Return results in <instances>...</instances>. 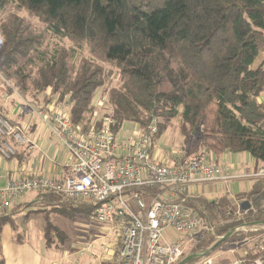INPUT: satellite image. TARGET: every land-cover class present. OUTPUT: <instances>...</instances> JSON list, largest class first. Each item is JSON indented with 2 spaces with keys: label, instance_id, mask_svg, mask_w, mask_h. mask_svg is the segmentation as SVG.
I'll list each match as a JSON object with an SVG mask.
<instances>
[{
  "label": "trees",
  "instance_id": "obj_1",
  "mask_svg": "<svg viewBox=\"0 0 264 264\" xmlns=\"http://www.w3.org/2000/svg\"><path fill=\"white\" fill-rule=\"evenodd\" d=\"M5 13L10 15L0 25L4 81L14 82L11 86L32 102L47 89L48 99L61 102L67 96L65 112L82 132L108 117L114 132L126 121L145 128L155 118L153 151L177 118L184 142L193 136L199 150L188 159L208 163L210 155L245 152L264 164V102L259 100L264 92V0H0V16ZM29 17L35 23H25ZM46 35L53 40L44 42ZM98 108L106 111L99 118ZM38 193V206L52 205L41 209L46 247L62 238L48 212L92 216V206L81 200ZM233 197L250 206L240 209L242 218L225 222L219 210L234 207L226 197L196 198L193 205L187 201L209 214V220L203 217L207 229L187 255L205 252L228 232L220 244L251 238L235 256L242 248L248 257L264 255L263 228L246 234L233 230L264 221V177ZM5 224L17 229L11 213L0 214V264H5Z\"/></svg>",
  "mask_w": 264,
  "mask_h": 264
},
{
  "label": "built area",
  "instance_id": "obj_2",
  "mask_svg": "<svg viewBox=\"0 0 264 264\" xmlns=\"http://www.w3.org/2000/svg\"><path fill=\"white\" fill-rule=\"evenodd\" d=\"M39 113L43 119L48 118L46 112ZM51 119L50 130L66 149L63 174L9 177L0 186V214L25 192H54L91 205L93 218L116 232L118 264H178L186 256L187 247L207 229L203 213L186 204L191 202L187 187L228 181L233 178L228 167L195 159L174 164L157 162L152 151L158 132L155 118L145 128L137 125L134 134L123 137L118 136L120 130L114 132L110 117L84 132L74 127L59 108L54 109ZM20 147L28 152L35 145L18 124L0 116V153L9 158ZM240 177L263 178L264 166L236 178ZM234 203L224 213L241 217L240 204ZM260 228L264 229V224L247 223L233 230L253 232ZM241 241L247 244L251 238ZM242 249L239 256L224 264H264V255L248 257V251ZM194 264L216 262L208 253Z\"/></svg>",
  "mask_w": 264,
  "mask_h": 264
},
{
  "label": "crops",
  "instance_id": "obj_3",
  "mask_svg": "<svg viewBox=\"0 0 264 264\" xmlns=\"http://www.w3.org/2000/svg\"><path fill=\"white\" fill-rule=\"evenodd\" d=\"M2 88L3 90H0V113L5 115L11 123L18 124L23 134L33 141L35 147L28 152L20 147L15 155L9 158L0 153V186L9 177L61 176L66 161V149L50 130L52 111L60 105L55 106L52 99L44 96L45 93L38 95V100L32 102L15 90H4L5 86ZM23 104L28 107L24 108ZM39 111L46 112L48 118L43 119ZM155 157L162 161L168 160L170 164L182 161L173 156L163 157L161 153L155 154ZM209 159V162L228 167V172L233 178L228 181L189 185L186 196L191 201L196 198L214 200L223 197L234 200V195L248 192L257 179L256 177H236L243 173H254L264 166L262 162L245 152H226L218 158L210 155ZM38 194L36 192V195L30 197L29 201L22 199V201L15 202L7 213L12 215L23 210L27 205H38L36 203ZM16 226L17 229H13L12 224H5L2 227L1 241L5 264H39L37 253L28 247L25 231L19 225Z\"/></svg>",
  "mask_w": 264,
  "mask_h": 264
},
{
  "label": "rangeland",
  "instance_id": "obj_4",
  "mask_svg": "<svg viewBox=\"0 0 264 264\" xmlns=\"http://www.w3.org/2000/svg\"><path fill=\"white\" fill-rule=\"evenodd\" d=\"M9 15V13H5L4 15L0 16V25L1 23L9 21ZM30 19L31 20L24 19V22L35 23V18ZM51 40H53V38H49L47 35L44 36V42H49ZM67 43L68 42H65V44ZM1 44L2 37L0 35V52ZM257 60L256 63L260 62L261 57ZM11 85H14V82H5L0 72V90H3L2 87L5 86L4 90H15L20 95L24 96L16 87H12ZM44 93L45 97L50 96L49 89H47ZM259 98L260 100L264 101V92L260 95ZM66 99L67 96H65L61 102L56 101V99H52V101L55 106L59 104V109L65 112ZM23 106L24 108L28 107L25 104H23ZM97 107H99V104ZM106 107L107 106H104V108ZM104 112H106L105 109L98 108L97 118L103 115ZM0 116L10 122V120H8L5 115L0 113ZM137 128L138 127L135 123L126 121L123 123L120 131L118 132V136L123 137L132 135ZM184 141L185 140L179 130V121L177 118H174L173 120H171V123L167 126L161 136L157 139V142L153 149V154L161 153L163 157L168 158L170 156H173L181 160L188 159L191 156H196L194 152H197L199 150L197 146L194 147V137H190L188 142ZM186 148L189 149V155L184 154L186 152ZM156 160L157 162L170 164L168 160L163 159L164 161H162L157 157ZM35 195L36 191L25 192L19 197L16 202L22 201V199L29 201L30 197H33ZM233 201L235 200H231L232 204ZM235 202L236 203H234V205H237L242 201L239 203L238 200H236ZM51 206L52 205H27L23 210L15 212L11 215L13 222L16 225H19L25 231L28 247L31 248L32 251H35L37 253L39 264H102L103 261L105 262L117 260L115 253L119 238L117 237L116 232L110 230L109 227L104 224H99L91 215L87 217L85 214H77L73 217H67L53 211L48 212L51 221L62 230V238H59V241L57 242L58 244H56L57 246L55 247L50 248L44 246V210L50 209ZM41 209L44 210L41 211ZM203 211V216H206V219L209 220V214L205 210ZM238 218L240 219L242 217H229L223 212V210H219V219H221L220 221L225 222L230 221L231 219L238 220ZM238 232L245 234L248 233L245 230H240ZM241 240L242 239L227 240L224 243L220 244L213 251H210L209 255L215 258L216 264H224L230 262L236 255L237 247L244 243ZM190 249L191 248L189 245L185 250V253H188ZM198 259L193 261L191 264H194Z\"/></svg>",
  "mask_w": 264,
  "mask_h": 264
},
{
  "label": "water",
  "instance_id": "obj_5",
  "mask_svg": "<svg viewBox=\"0 0 264 264\" xmlns=\"http://www.w3.org/2000/svg\"><path fill=\"white\" fill-rule=\"evenodd\" d=\"M249 206H250V203L247 200L242 201L240 203V207L243 210L248 209ZM253 224H264V221L253 223ZM229 235H230V232H228L225 235L221 236L211 248L207 249L203 253H193V254H190V255H186L178 264H184L185 262L191 260L192 258L201 257V256L207 255L211 251L212 248L214 249L218 244H220L223 240H225Z\"/></svg>",
  "mask_w": 264,
  "mask_h": 264
}]
</instances>
